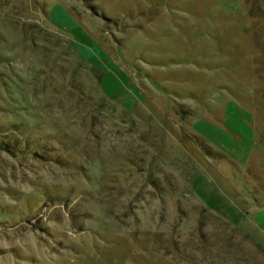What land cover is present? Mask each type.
Masks as SVG:
<instances>
[{"label":"rangeland","instance_id":"374dc122","mask_svg":"<svg viewBox=\"0 0 264 264\" xmlns=\"http://www.w3.org/2000/svg\"><path fill=\"white\" fill-rule=\"evenodd\" d=\"M0 264H264V0H0Z\"/></svg>","mask_w":264,"mask_h":264}]
</instances>
